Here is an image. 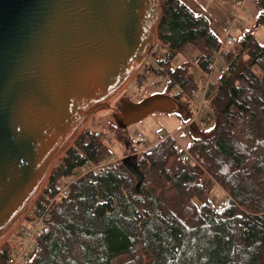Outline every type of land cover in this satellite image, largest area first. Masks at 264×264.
I'll return each mask as SVG.
<instances>
[{
    "label": "trees",
    "instance_id": "obj_1",
    "mask_svg": "<svg viewBox=\"0 0 264 264\" xmlns=\"http://www.w3.org/2000/svg\"><path fill=\"white\" fill-rule=\"evenodd\" d=\"M159 1L158 40L167 48L159 71L168 76L165 93L175 90L182 102L197 88L199 70L211 72L222 40L183 0ZM258 4L257 23L264 25V0ZM190 43L206 47L199 70L189 62L173 68ZM239 43L220 51V75L210 89L215 124L193 135L188 155L168 136L67 183L104 158L98 138H78L35 203L47 215L27 264H264V45L249 31ZM212 181L227 193L219 206ZM66 184L67 193L52 201ZM12 256L5 243L0 264Z\"/></svg>",
    "mask_w": 264,
    "mask_h": 264
},
{
    "label": "water",
    "instance_id": "obj_2",
    "mask_svg": "<svg viewBox=\"0 0 264 264\" xmlns=\"http://www.w3.org/2000/svg\"><path fill=\"white\" fill-rule=\"evenodd\" d=\"M160 18L158 0H0V245L85 125L146 62ZM122 104L120 128L187 111L166 93Z\"/></svg>",
    "mask_w": 264,
    "mask_h": 264
},
{
    "label": "rangeland",
    "instance_id": "obj_3",
    "mask_svg": "<svg viewBox=\"0 0 264 264\" xmlns=\"http://www.w3.org/2000/svg\"><path fill=\"white\" fill-rule=\"evenodd\" d=\"M187 3L194 11L202 13L209 19L212 29L217 36L224 41V37L229 32V26L226 24L228 21H233L236 16V11L239 9L238 1L245 3L247 12H242L238 18L236 29L232 31L236 42L231 48L239 49L240 43L239 38L246 32L253 33L256 39L264 45V25L257 23V15L260 7L258 0H183ZM160 5V1L158 0ZM250 13L254 16L251 17ZM247 29L246 31H244ZM222 50L230 49L221 45ZM206 47L204 45L187 44L180 51L177 52L176 56L171 61V66L177 68L182 66L185 62H189L196 66L198 59L203 53H205ZM167 48L164 47L159 40H157L153 51L147 58L146 62L136 71L132 78L125 84V86L118 92V94L110 101L109 106L102 110H99L85 125L81 133L72 143L71 147L77 142L80 136L94 135L98 138L103 148L102 159L110 162L119 161L123 158L128 157L132 152H136L139 156L144 150L155 144L160 139L168 136L173 138L180 145L181 150L188 155V148L192 141L193 135H206L209 129H212L215 124L214 113L211 111L210 102L208 112L201 118H197L194 122H191V117H188L187 111L194 112L190 106L191 93H185L182 96V102L186 105L187 111L177 110L173 113L166 112H154L145 119L130 125L128 128H120L118 121L116 120V110L123 106L122 100L128 99L134 102H138L145 97L153 93H165L168 76L161 74L159 71L158 60L164 58ZM216 62L214 68L209 73L212 80V84L215 86L217 79L220 75L221 60L218 58V53L215 52ZM219 70L218 77H215L213 72ZM201 73V79L198 82V86L203 79L204 72L199 70ZM211 89V88H210ZM167 94V93H166ZM172 97L175 95V90L169 93ZM215 90L211 92V98H213ZM198 100V99H197ZM211 101V99H210ZM186 117V118H185ZM196 127V128H195ZM196 129V133L194 131ZM64 156V155H63ZM56 162L52 171L61 164L62 158ZM51 171V173H52ZM86 168H81L76 171L73 178H77L82 173L84 174ZM49 174L36 202L39 200L42 192L48 185ZM213 182L211 190V199L216 205H221L227 201V193L220 187L216 181ZM35 202V203H36ZM36 212V205H34L30 211L26 214L24 219L18 225V227L3 241L0 245V249L5 243H9L14 252L15 244L17 240L24 235V228L29 224V219ZM264 262V260H263ZM144 260L140 264H146Z\"/></svg>",
    "mask_w": 264,
    "mask_h": 264
},
{
    "label": "built area",
    "instance_id": "obj_4",
    "mask_svg": "<svg viewBox=\"0 0 264 264\" xmlns=\"http://www.w3.org/2000/svg\"><path fill=\"white\" fill-rule=\"evenodd\" d=\"M238 6H239V11L236 12V16L234 20L226 22V24L229 26V32L225 40L222 42V46L231 47L236 42V38L234 37L232 31L236 29V24L239 18V12L247 11L244 2L238 1ZM220 51L221 49L217 52L218 56L220 54ZM214 66L215 63L213 65V68ZM212 82L213 80L210 74L205 73L202 81L200 82V85L197 86V88H195L194 90H192L190 96L191 98L190 106L193 108L194 112L192 113L190 119L191 122H194V120L197 118L203 117L208 112L209 102H210L209 95H210V88ZM111 163L112 162L107 161L105 159H102L100 162L89 163L85 172L89 170H96L100 166H109ZM74 180L75 178L70 177L67 179V183ZM67 190H68V184H66L61 189L60 193L55 198H53L52 201L55 199H59L62 195L66 194ZM48 200L42 202V205L43 207H45V209H47L50 205V202ZM46 215H47L46 211L39 212V210L36 207V212H34V214L28 220L29 224L24 228L23 237L19 238L15 244L13 256L9 259L8 264H27L31 260L33 254L36 251L35 239L37 235H39L42 229L45 227Z\"/></svg>",
    "mask_w": 264,
    "mask_h": 264
},
{
    "label": "crops",
    "instance_id": "obj_5",
    "mask_svg": "<svg viewBox=\"0 0 264 264\" xmlns=\"http://www.w3.org/2000/svg\"><path fill=\"white\" fill-rule=\"evenodd\" d=\"M239 11V9L236 11V12H238ZM242 12H247V11H240L239 12V16L242 14ZM250 16L251 17H253L254 15L252 14V13H250ZM247 29H245L244 31H246ZM227 36V35H226ZM226 36L224 37V40H225V38H226ZM223 42V41H222ZM216 68V67H215ZM216 70H218L217 68H216ZM220 70V69H219ZM219 70L217 71V72H213V74L215 75V77H218V74H219ZM214 81V80H213ZM213 86V85H212ZM213 87H215V86H213ZM214 90V88H212V90L210 91V92H212ZM209 97H211L210 95H209ZM83 174V173H82ZM81 174V175H82Z\"/></svg>",
    "mask_w": 264,
    "mask_h": 264
},
{
    "label": "flooded vegetation",
    "instance_id": "obj_6",
    "mask_svg": "<svg viewBox=\"0 0 264 264\" xmlns=\"http://www.w3.org/2000/svg\"><path fill=\"white\" fill-rule=\"evenodd\" d=\"M121 113H122L121 108H119L118 110H116L115 116L120 117Z\"/></svg>",
    "mask_w": 264,
    "mask_h": 264
}]
</instances>
